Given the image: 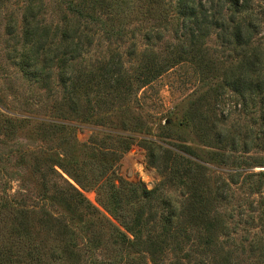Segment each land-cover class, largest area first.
I'll return each instance as SVG.
<instances>
[{
  "label": "trees",
  "instance_id": "trees-1",
  "mask_svg": "<svg viewBox=\"0 0 264 264\" xmlns=\"http://www.w3.org/2000/svg\"><path fill=\"white\" fill-rule=\"evenodd\" d=\"M42 1L25 5L21 43L10 58L29 81L53 91V111L64 107L75 120L82 118L84 105L94 101L104 104L112 95L126 100L120 129L101 130L119 146L109 153L114 161L129 149L134 133L144 137L150 131L138 120L130 122L133 97L177 65L189 64L201 86L208 87L218 67L226 65L218 89L234 93V108L221 113L223 95L215 92L212 105L202 109L205 92L188 101L176 127L167 121L165 135L144 137L147 165L159 177L151 189L123 180L115 184L109 160L97 162L98 173L89 162L92 166L84 172L91 180H81L74 154L77 125L70 120L36 115L21 119L0 112V135L11 138L23 125L35 123V129L56 138L64 152L62 159L50 153L33 157L43 160L44 168L36 203L30 205L22 193L19 198L9 193L5 182L0 195V264H161L160 254L166 251L173 252L171 264H243L244 255L253 258L251 264H264V169H252L264 167V156L246 155L264 152V1L58 0L55 22L40 19ZM169 16L175 21L170 31L164 27L155 35L144 34L147 48L134 67H126L115 52L96 68H78L92 44L91 39L82 40L84 30H92L89 25L100 23L111 35L122 37L132 22L168 21ZM15 31L9 22L7 35L15 39ZM211 36L218 48L209 55L206 42ZM155 40L162 44L160 50ZM126 54L135 56L134 45ZM233 113L239 119L247 116L250 130H241L245 124L230 131L239 124L226 126ZM187 129L195 140H186ZM172 136L177 141L166 139ZM20 162L28 169L34 161L21 157ZM55 166L81 188L94 187L104 211ZM167 185L179 186V195H169ZM237 191L258 198L248 205L239 201ZM36 225L53 237V245L44 251L33 237ZM78 238L83 240L80 246Z\"/></svg>",
  "mask_w": 264,
  "mask_h": 264
},
{
  "label": "rangeland",
  "instance_id": "rangeland-1",
  "mask_svg": "<svg viewBox=\"0 0 264 264\" xmlns=\"http://www.w3.org/2000/svg\"><path fill=\"white\" fill-rule=\"evenodd\" d=\"M29 0H0V112L14 116L17 118H24L29 116H45L46 118L55 119H68L70 122L77 125L76 137L77 144L74 154L79 159L80 168L76 171L79 173V178L84 182L91 180V176L84 172L88 167L92 166L95 173H98V166L95 165L99 161H112L111 170L115 177V184L120 180L128 182L140 183L147 189L153 188L158 180L157 171L147 165V148L142 139H156L157 135H165L162 127L167 121H172L174 126L182 118V113L187 109L188 101L199 97L200 94L207 93V100L200 102L202 109L208 108L213 103L215 92L222 94L224 99V107L221 113L224 115L234 108V93L227 87L218 86L222 83V76L224 67H218L217 76L210 86H201L196 74L189 64L177 65L170 70L164 72L161 76L155 79L149 85L141 88L131 102V119L130 122L138 120L142 122L147 128L149 133L144 135L133 134L134 140L132 141L128 150L118 154L115 158L109 153L117 152L119 146L115 141L103 137L102 129L115 128L120 129L121 123L124 118V107L126 100L112 95V98L107 103L97 104L95 101L90 105H84L82 118L70 116L65 112L62 107L58 111H53V102L55 95L53 91L49 92L47 89L41 88L38 85L29 81L19 71L15 61L10 58L14 53V48L19 47L21 43V27L22 15L24 7ZM58 0H43L44 9L40 19H45L48 22H55L58 18L59 11L57 10ZM264 1V0H263ZM160 17V16H159ZM164 17V16H163ZM13 22L15 25V39L7 35V25ZM175 25V21L169 16L168 21L165 18L146 19L144 21L132 22L125 29V34L120 37L118 35H111L106 30V26L99 24L89 25L92 30H84L83 38L91 39L92 44L88 47L89 51L85 53L81 65L78 68L87 67L93 69L92 65H100L105 61L109 54L119 52L122 59L125 61V66L132 68L136 65L138 56L142 50L147 48V43L144 34L149 31L152 35L167 27L168 31ZM108 27V26H107ZM164 31V30H163ZM170 34L167 32L165 38H169ZM155 45L162 44L155 40ZM134 45L136 50L135 56L127 55L129 47ZM217 47L215 37L211 36L206 42L208 54L211 55L213 49ZM218 48V47H217ZM219 49H221L219 47ZM221 53L214 54L219 57ZM226 58H224L225 60ZM87 69V70H88ZM57 90L60 87L56 86ZM214 89V90H213ZM201 108V107H200ZM56 115V116H55ZM60 115V117H58ZM247 116H242L241 119L233 113L232 116L226 120V126L231 127L230 123L238 122V125H247L242 127L241 130H250L251 124L247 123ZM84 119V120H83ZM35 123H29L19 128L11 138L0 135V195L5 182L8 183L10 188L9 193L15 194L19 198V193H22L27 198L30 205L36 203L38 200V183L41 181L40 172L44 170L41 168L43 160H36L33 157H42L44 154H55L62 159L64 152L62 146L58 144L56 138H50L41 130L35 129ZM176 127V126H174ZM42 137V138H41ZM188 142L195 140V137L189 129L187 134L184 135ZM167 140L174 142L177 141V136L167 137ZM37 151L42 152L41 155ZM246 155H254L255 157L264 156L263 151H253ZM24 157L27 161L33 159V164L27 169L21 164L20 159ZM248 157V156H247ZM249 160V159H248ZM36 162V163H35ZM55 168L62 172V170L55 166ZM254 171L264 169L261 166L252 167ZM109 171V170H108ZM62 174L68 178L83 194L102 211L103 208L98 202L97 192L92 186H85L81 188L74 180L65 172ZM13 175V178L7 177ZM50 176L46 179L49 180ZM165 191L172 196L179 195L180 188L176 185H167ZM239 201L246 202L248 205L250 200H256L258 196L246 197L237 191ZM243 233L240 232L236 238L240 239ZM35 241L48 249V246L53 245L52 235L44 233L40 227L35 226L33 232ZM79 246L82 245V238H78ZM47 251V250H46ZM45 251V252H46ZM161 259L158 260L161 264H171L175 261L173 252L166 251L160 254ZM253 263V258L244 255L243 264Z\"/></svg>",
  "mask_w": 264,
  "mask_h": 264
}]
</instances>
